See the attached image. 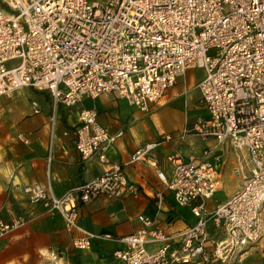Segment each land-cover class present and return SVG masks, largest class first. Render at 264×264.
Listing matches in <instances>:
<instances>
[{"label": "built area", "instance_id": "obj_1", "mask_svg": "<svg viewBox=\"0 0 264 264\" xmlns=\"http://www.w3.org/2000/svg\"><path fill=\"white\" fill-rule=\"evenodd\" d=\"M188 70L203 72L195 89L206 117L145 145L131 162L165 142L208 143L186 158L170 156V181L157 170L195 222L168 235L140 215L141 228L119 239L81 229V206L138 193L124 166L108 157L123 132L110 135L95 108H82L74 148L82 162L99 164L100 175L60 195L40 184L13 189L43 214L61 217L67 232L79 233L71 240L74 250L108 240L123 246L113 252L119 264H238L264 244V0H0V98L25 88L45 93L52 101L51 132L58 105L74 108L105 94L148 112ZM31 109L40 113L35 102ZM17 139L30 142L22 134ZM225 150L235 154L231 173L240 184L210 210L208 202L223 188ZM28 222L25 213L0 216V239ZM210 222L218 234L209 232Z\"/></svg>", "mask_w": 264, "mask_h": 264}, {"label": "crops", "instance_id": "obj_2", "mask_svg": "<svg viewBox=\"0 0 264 264\" xmlns=\"http://www.w3.org/2000/svg\"><path fill=\"white\" fill-rule=\"evenodd\" d=\"M202 77V71L191 78L186 72L179 84L167 90L157 104L149 106L148 112H141L126 99L111 94L96 100L84 99L74 108L58 105L52 132L49 121L52 101L45 93L25 88L9 98H0V216L4 220L18 213L29 216L24 227L0 239V264H119L113 252L122 249L121 244L94 240L90 250H74L71 240L79 233L67 232L61 217L43 214L41 208L29 204L21 194L13 191L17 186L40 184L60 195L100 175L99 164L95 160L82 162L74 148V130L82 108H95L98 122L110 135L123 132L115 140L108 157L112 163L124 166L128 180L137 186L138 193L118 201L100 196L81 206V229L119 239L141 228L140 215L151 218L154 226L168 235L191 226L195 222L191 210L177 204L157 170L166 182L170 181L173 164L168 158L178 152L186 158L208 143L198 138L181 144L165 142L150 151L144 160L131 162V158L145 145L156 143L166 135L174 136L185 126H191L198 117H206L200 94L195 89ZM32 102L38 105L40 113L32 112ZM173 111L180 118L173 116ZM19 134L29 139L28 145L18 141ZM225 152L223 188L208 202L210 210L225 202L240 184L231 173L235 154L231 150ZM209 232L218 234L219 229L210 222ZM56 254L59 255L54 259ZM238 264H264V244L249 250Z\"/></svg>", "mask_w": 264, "mask_h": 264}, {"label": "rangeland", "instance_id": "obj_3", "mask_svg": "<svg viewBox=\"0 0 264 264\" xmlns=\"http://www.w3.org/2000/svg\"><path fill=\"white\" fill-rule=\"evenodd\" d=\"M200 73H201V71H199V70H188V71H187V76H189L190 78H191V77H196V76L199 75ZM182 78H184V77H182ZM182 78H181V79H182ZM177 84H179V79L177 80V83H176L175 85H177ZM175 85H174V86H175ZM174 86H173V87H174ZM172 115L175 116V117H177V118H180V116L178 115V113L175 112V111L172 112Z\"/></svg>", "mask_w": 264, "mask_h": 264}]
</instances>
